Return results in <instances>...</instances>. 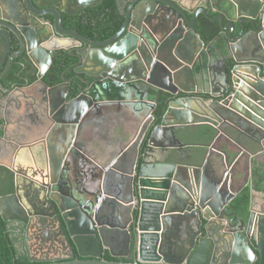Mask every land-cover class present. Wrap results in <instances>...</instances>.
<instances>
[{
    "label": "water",
    "instance_id": "obj_1",
    "mask_svg": "<svg viewBox=\"0 0 264 264\" xmlns=\"http://www.w3.org/2000/svg\"><path fill=\"white\" fill-rule=\"evenodd\" d=\"M36 1L0 0V6L8 11L7 16L0 17V45L5 50L1 55L0 79L24 49L38 71L39 82L50 66L53 51L82 45L76 52L80 65L74 73L84 74L91 82L85 83L83 91L68 102L69 85L49 89V110H45V117L33 107L34 98L27 95L24 112L3 118L0 165L4 169L0 171L22 174L42 186L34 192H23L20 198L9 183L12 175L4 177L0 173V216L5 222L14 221L26 227L27 261L30 264H264V205L261 210L253 208L251 171L255 164L252 161L264 154V14L258 10L264 0H125L129 5L120 29L102 42L63 31L58 12L74 15L103 0H44L39 6L52 9L49 13L55 18L50 40L41 43L45 50L23 27L28 24L24 8H30L35 16L37 13L31 9ZM210 10L216 16L211 17ZM199 15L218 22L225 55L211 50V45H205L194 31ZM10 33L17 39L20 50L6 59L11 47ZM226 59L232 63L229 70L224 67ZM148 87L175 98L168 101L158 124L153 117L155 103L144 96ZM24 90L16 88L11 96ZM7 106L5 102L6 112ZM129 109L138 122L135 131L123 130L122 134L130 140L131 134L139 129L140 135L118 153L111 149L102 152L99 158L106 162L102 166L78 146L80 135L93 126H101L109 117L106 115L122 114ZM30 116L37 119L34 125L27 122ZM142 120L144 123L138 127ZM42 124L48 126V134L43 138L48 164L54 167L55 174L61 162L68 158V171H72L74 179L68 181V192L61 190L68 198L55 197L53 193L48 198L40 197L46 192L45 184L31 176L25 164L17 165L16 144L27 145L26 149L22 148L33 153L31 145L41 138L33 135L32 130ZM201 125L215 130L214 141L220 136L232 140L225 132L230 128L259 148L250 153L236 144L249 159L248 178L244 180V186L249 183L250 188L246 219L235 213L230 214L231 219L225 215L239 191L231 193L226 189L221 178L223 169L219 172L209 169L210 153H205L199 165L191 164L195 153L190 155L186 148L196 145L188 142L185 132ZM56 131L63 132L67 154L49 145L51 134ZM120 163L128 164L129 172L119 169ZM85 165L93 166L99 173L91 174L88 169L79 180L75 172ZM130 174L136 177L130 200L107 191L109 184L120 186L116 184L118 177ZM84 183L87 187L83 188ZM124 189L125 186L120 187L121 191ZM124 208L133 212L130 232L134 258L132 262L108 261L104 259L103 232L107 228L114 234V226L124 229L118 224L124 217ZM105 218L115 225L103 222Z\"/></svg>",
    "mask_w": 264,
    "mask_h": 264
},
{
    "label": "flooded vegetation",
    "instance_id": "obj_2",
    "mask_svg": "<svg viewBox=\"0 0 264 264\" xmlns=\"http://www.w3.org/2000/svg\"><path fill=\"white\" fill-rule=\"evenodd\" d=\"M104 1L105 0H103V2ZM115 1H116L117 9L120 11L121 14L123 13V16H124V12L126 11L129 3L125 2V0H115ZM43 2H44V0H37L35 2V4H33V7L31 10L33 13L34 12L37 13V14H35V16H33L31 14L30 8L25 6L24 11H25V14H27L28 24L24 25L23 27L26 28L27 33L29 32L28 34L31 35L32 40H34V42H36V43L39 42L40 48L45 50V48L43 47V44H41V43H47L50 40L51 34L53 33L52 32V23H53L55 18H54V16H52L49 13L52 9H50L48 7L45 8L44 6H39ZM103 2L97 6L84 7L82 10L76 11V13L74 15H68L64 11H59L58 13H59V17H60V24H61V27L63 28V31L75 32L76 34L88 39V37H86L82 32H80L78 30L77 24L73 23L70 25H66V22L68 23L66 18L67 17H76L78 14H80V16L83 17L82 20H84V21H82V23L85 24L83 26V29H84V31H86V29H87L86 24H88V21L90 19L94 20L97 16V15H94L89 10L88 11H86V10L87 9H96L99 6H101L103 4ZM208 9L209 8H207V10ZM258 10H259V12L262 11L264 14V3H263V6L261 8L259 7ZM22 13L24 14V12H22ZM7 15H8V11L6 10V7L0 6V17L7 16ZM209 15L211 17H214V16H216V13L214 11L210 10ZM199 16H202V15H199ZM97 17L99 18V16H97ZM213 23L218 24V22H213ZM224 23H226V21H224ZM92 24H93V28L95 30H97L98 26L95 24V22H93ZM195 26H196V23H195L194 28H193L194 31H195ZM234 26L236 28H238L237 23H234ZM31 30L33 33L30 32ZM220 34H221V32H220ZM233 36H236V34H234ZM220 37H222V40H223L224 37L222 35H220ZM9 38H10L11 47H10V50L6 52L7 53L6 59L10 55H12V54H14L20 50L19 43L12 33L9 34ZM92 41H95V40H92ZM96 42H101V41H96ZM3 47H4L3 45H0V63H1V57H2L1 55L3 53H5V50L3 49ZM81 48H82V45H80V46L75 45V46H72L70 49H67V50L53 51V53L51 54L50 66H49L48 70L45 72L44 76L48 73L51 65L53 64V61H57L59 64L58 67L64 68V71L60 75L61 80L59 83L49 84L48 82L43 81V78H44V76H43L39 82H37L38 80L36 78L33 83L27 84L24 87H13L11 90H7L5 87H3L1 85V83L4 84L2 81L5 80V77L8 73L7 72L6 75L0 79V129H3V126H4L3 125L4 116H5V118H6V116L9 118V117H14L15 115H20V113L24 112V110H25L24 104L26 102L25 98L27 97V95H30L31 98H34L35 105L33 107H35L37 109L38 113H40L43 117L46 116L45 110H49V108L47 107V95H48L49 89H54V88L61 86V85H63V86L69 85L68 88H69L70 96L66 97L67 102L69 100H71L72 98L77 97L83 91L84 84L87 82L88 83L91 82V79L86 77L84 74H82V73L75 74L74 73V70L79 68V65H80V64H78V58L76 57V52ZM12 49H16V50H12ZM211 50H214V49L211 48ZM214 51H216V50H214ZM216 52L220 53L219 51H216ZM19 57L24 58L26 60V62L31 64L30 60L28 59V52L26 51V49H24L21 52V54L19 56H17L15 59H17ZM70 59H74L75 62L73 64L69 65V67H68V60H70ZM218 59H220V58H218ZM228 60L229 59H226L224 62L225 69H227ZM34 69L36 70L35 75L37 76L38 71L35 67H34ZM68 70H71L72 74H73L70 78L65 77V73H68ZM141 87L143 89L145 88L144 85H141ZM16 88H24V89L26 88V90H24L23 93L17 94L16 96H11V94L15 91ZM150 89H153V88L148 87L145 89L144 96L148 99V101L150 103H152V104L155 103V105H156V102H152L151 100H149L148 95H149ZM32 91H33V93H32ZM156 91H158V90H156ZM158 92H162V91H158ZM166 94H168V93H166ZM205 97L208 98V96H205ZM173 99H175V98L170 97V95H169L167 103H168V101L173 100ZM5 102H8L7 112L5 111V109H6ZM154 110H155V107H154ZM4 113H5V115H4ZM130 113H131V110L129 109V112L123 111L122 114L112 113V114L106 115L109 117L107 118L106 121L103 122V124L101 126H93L91 129H89V131L85 130L84 134L81 133V135H80L81 138H79L78 146L82 150H84L86 153H88L93 159L96 158L98 160V162L101 163L102 166L106 165L105 160L100 159L99 155L104 151H110V149L112 151H116L117 146H113V143L110 145L111 142H109L107 144V146H105V148H99L93 142L94 131L97 128H100L102 126H105V129H107V130H109L111 128H114V130H115L118 127V125H122V124H129V127L132 130V127H135V123L138 121L136 120V117H134L133 115H130ZM18 119H19V117L17 118V120ZM48 120H49V122H51V119H48ZM27 122L30 123L31 125H34V123L37 122V119H35L33 116H30L27 119ZM45 123L48 124L46 121H45ZM139 126L141 127V124L138 125V127ZM25 127H28L26 123H25ZM47 128H48L47 125L42 124V125H38L37 127H35L32 130L33 135H36L39 138H41L40 140L35 141L33 143L34 145L33 144L31 145V147H34V149L32 150L33 153H31V152L29 153L27 150H25L27 145L22 146L25 148L24 149V148H22L16 144L17 148L15 149L14 154L17 153L16 154V157L18 160L17 165L22 164V163L25 164V168H26L27 172L31 176H34L35 178L40 179V181H42L45 184L46 187L44 189L46 190V192L42 195L40 194V197L43 196V197L48 198L49 195L53 193V194H56V195H54L55 197L59 196V197H67L68 198V195L64 194L63 192L61 193V190L64 192H68V181H72L74 179V176H72V171H68V158L61 162V165H60L61 167L59 169L58 174H55L54 167L51 168L50 164H48L47 148H46L47 145H46V141L43 138L44 135L48 134L46 132ZM48 131H50V130H48ZM180 132H182V131H180ZM18 134L20 135L21 133L18 132ZM138 134H139V129H138V132H136L137 137H139ZM53 136L55 137L54 139L52 138ZM19 139L21 140L22 137L19 136ZM144 139H145V137H144ZM49 145L52 149H56V147H59L61 151L65 150V153L66 154L68 153V148H66L67 144H66V140L64 139L63 132H57V131L55 133L52 132ZM186 151L190 155H193L192 153H194V151H192L191 148L189 149V147H188V149L186 148ZM129 153L131 154V151ZM183 154H185L184 155V158H185L186 153H183ZM128 156H129V154H127V158H130V156L129 157ZM263 156H264V154H263ZM192 157H194V156H192ZM5 162H8V161L6 160ZM12 165H13V162H12ZM128 166L129 165L126 163H120L118 165L119 169H121L122 171L124 170V171L129 172L130 169ZM92 167L93 166H91V165L90 166L85 165L84 169H82V168L77 169L75 174L79 178V180H81V176L83 177L82 172H85L88 169L91 172V174H94V175L98 174L99 171L96 168H92ZM0 169H4L3 165H0ZM6 171L3 170V171H0V173L4 177L5 176L10 177V174L12 175L11 179L9 180V183H10V185L13 186L12 188H14L16 190V193H19L20 198L23 197L22 196L23 192L24 193L26 191L34 192V191H36V189H38L41 186V184H38L35 181L28 180L22 174L8 173ZM69 177H70V179L68 180ZM109 178H110V181L113 180L112 174L109 175ZM135 180H136V177H134L133 174H130L129 176L123 175V176H120L117 178L116 184H118L120 186H115L114 185L115 183L112 185L109 184L108 188H106V189L108 192H111L114 195L120 194L119 197L123 200H125V199L130 200V198H131L130 194H131V190H133V184H134ZM253 181H254V178H252V183H253ZM222 182L224 183V185H226L225 181H222ZM94 183H96V181H94ZM81 186L83 188L87 187V183L86 184L84 183V185L81 184ZM124 186H125V189L123 191H121L120 187H124ZM94 187H95L94 189L96 190V184H94ZM17 190H19V191H17ZM261 209H262V207L259 208V210H261ZM130 213H131V218L129 216ZM232 213H235V212L231 209V203H230V209L226 211L225 215L229 216L228 219H231L232 217L230 216V214L232 215ZM122 214H124V217L122 218V221L119 222L118 224L123 226L124 229L117 228L116 226H114V228H113L114 234H112V235L108 232L107 228L104 230L103 239H104V245L106 248L103 251H106L111 257L113 255V256H116L115 258H117L119 260H122V261L131 260V262H132L133 258H134V241H133V238L131 237L130 228H131L132 221H133V212L124 208L122 211ZM98 215L101 217H104L102 212H99ZM102 221L106 222V223L109 222V223L115 225V223L111 219H108V218L102 219ZM11 222H14V221H11ZM16 223H18V222H16ZM20 224L23 225L22 223H20ZM21 225L15 224L14 225L15 229L13 230V232H14L15 236H17V240H18L17 245H19L20 249H23L25 251L26 227L24 225L23 226H21ZM20 226L23 227V231H22V228ZM180 234H181V231H180ZM181 236H182V234H181Z\"/></svg>",
    "mask_w": 264,
    "mask_h": 264
},
{
    "label": "trees",
    "instance_id": "obj_3",
    "mask_svg": "<svg viewBox=\"0 0 264 264\" xmlns=\"http://www.w3.org/2000/svg\"><path fill=\"white\" fill-rule=\"evenodd\" d=\"M92 12L96 16L94 20H89L88 24H86V31H84L83 26L85 24L82 23V16L78 14L76 17H67L66 25L77 24L78 30L82 32L88 39H92L95 41H105L113 36L118 29L121 27L124 16L117 9L115 0H105L101 6L96 9H87L86 11ZM96 13V14H95ZM93 22L98 26L97 30L93 28ZM195 32L199 34L201 40L205 45H211V48L216 51H221L225 54V44L220 37V28L217 23H213L203 16H199L196 21ZM16 50V49H12ZM75 62L74 59L68 60L69 65ZM59 64L57 61H53L48 73L44 76L43 81L52 83L60 82V75L64 71V68H59ZM232 66L231 60H228L227 70ZM36 70L34 67L26 62V60L22 57L15 59L10 69L5 77V80L1 83L3 87L7 90H11L13 87H24L27 84H31L36 79ZM72 71L68 70V73H65V77L70 78L72 76ZM149 100L152 102H156L155 110L153 111V117L156 121V124L159 123L162 118L169 95L164 92H158L155 89L149 90ZM187 139L188 141L194 140L197 141L201 138L207 139L205 145L210 144L213 141V138L216 134L215 130L207 125H201L193 128H187ZM196 146L191 147L192 151H194L195 155L193 160L191 161L192 165H199L201 163V159L204 156V152L206 151L205 147H200L202 144L200 142H196ZM195 145V143H194ZM190 149V148H189ZM264 164L252 167V177L254 178L253 184L256 188H264ZM250 203V190L249 187H244L239 194L233 199L231 202V209L235 212V214L243 219H246L248 216V209ZM21 225L16 222H5L0 216V264H30L27 261V257L25 251L19 248L17 245L18 240L17 236H15L13 230L15 229L14 225ZM23 226V225H21ZM20 226V227H21ZM22 231H23V227ZM104 259L108 261H119V259L111 257L106 251L104 252ZM122 261V260H121ZM124 262H131V260H124ZM253 264H258L257 262Z\"/></svg>",
    "mask_w": 264,
    "mask_h": 264
},
{
    "label": "crops",
    "instance_id": "obj_4",
    "mask_svg": "<svg viewBox=\"0 0 264 264\" xmlns=\"http://www.w3.org/2000/svg\"><path fill=\"white\" fill-rule=\"evenodd\" d=\"M130 115H134L132 110ZM142 123H144L143 120L139 122L138 125ZM117 128L115 130L114 128L107 130L105 129V126L97 128L94 131L93 136L94 144L99 148H105V146H107V144L111 142L110 145L113 143V146H117L116 151L118 153L120 149L122 150L128 144L130 146L133 141H136V133L131 134L130 140L128 138H125L122 134L123 130L130 132L132 130L134 131L135 127H132L131 130L129 124H122L118 125ZM225 132L234 141L226 138L225 136H220L215 141L213 139V141L208 145H205L207 141V139L205 138H201L197 141L190 140L188 142L190 144L195 143V145L198 144L196 142H200V144H202V146L200 147L206 148L204 154L206 152L210 153V158L208 160L209 169H211L212 171L214 170L215 172H219L223 169L224 174L221 176V178L222 181H225L226 183V189L231 193H236L238 191L240 192L246 186L249 187V183L244 186V180L245 178H248L249 159L245 154L242 153V151L236 144L239 143L245 150L249 151L250 153L258 151L259 148L256 143L245 137H242L230 128H226ZM182 139L187 142L186 137L182 136ZM252 162L253 164L255 163L256 166H261L264 164V156L262 155L261 157L254 159ZM252 195L253 208L257 211L264 205V188H256L252 183Z\"/></svg>",
    "mask_w": 264,
    "mask_h": 264
},
{
    "label": "rangeland",
    "instance_id": "obj_5",
    "mask_svg": "<svg viewBox=\"0 0 264 264\" xmlns=\"http://www.w3.org/2000/svg\"><path fill=\"white\" fill-rule=\"evenodd\" d=\"M185 133H188V132H185Z\"/></svg>",
    "mask_w": 264,
    "mask_h": 264
}]
</instances>
